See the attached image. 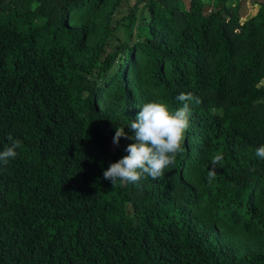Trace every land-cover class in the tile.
Here are the masks:
<instances>
[{
	"label": "trees",
	"instance_id": "trees-1",
	"mask_svg": "<svg viewBox=\"0 0 264 264\" xmlns=\"http://www.w3.org/2000/svg\"><path fill=\"white\" fill-rule=\"evenodd\" d=\"M130 1L0 0V264H264V0ZM182 92L174 164L104 179L117 127Z\"/></svg>",
	"mask_w": 264,
	"mask_h": 264
},
{
	"label": "clouds",
	"instance_id": "clouds-1",
	"mask_svg": "<svg viewBox=\"0 0 264 264\" xmlns=\"http://www.w3.org/2000/svg\"><path fill=\"white\" fill-rule=\"evenodd\" d=\"M177 100L183 106L172 109L163 98L144 103L139 107L135 121H131L132 135L125 132V127H117L113 139L118 145L121 137L131 139L125 151L129 153L117 162H113L104 171V179L113 185L119 181L122 184L139 185L146 176L153 179L164 174V170L174 164L176 155L182 152L184 135L189 127L191 115L190 104L200 103L192 92H182ZM11 143L0 151V162L7 163L17 156V149L21 148L19 140L9 137ZM255 155L264 159V145L256 149ZM223 155L215 154L211 158V170L207 173L208 183L211 184L217 175L216 167H223Z\"/></svg>",
	"mask_w": 264,
	"mask_h": 264
},
{
	"label": "rangeland",
	"instance_id": "rangeland-1",
	"mask_svg": "<svg viewBox=\"0 0 264 264\" xmlns=\"http://www.w3.org/2000/svg\"><path fill=\"white\" fill-rule=\"evenodd\" d=\"M133 3L134 0H131L130 3ZM259 8V4L257 3L256 0H243V5H242V12H243V17L241 20H245L248 17L254 15ZM127 5L124 4L120 9H118L115 13V17H120L122 14H124L127 10ZM116 40V39H115ZM113 38H110V42H115ZM262 84H264V79L262 80Z\"/></svg>",
	"mask_w": 264,
	"mask_h": 264
}]
</instances>
